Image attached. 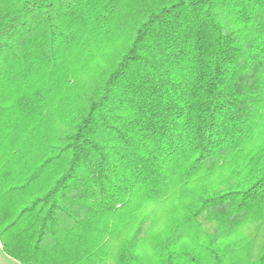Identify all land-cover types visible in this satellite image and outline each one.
Returning <instances> with one entry per match:
<instances>
[{
  "label": "trees",
  "instance_id": "trees-1",
  "mask_svg": "<svg viewBox=\"0 0 264 264\" xmlns=\"http://www.w3.org/2000/svg\"><path fill=\"white\" fill-rule=\"evenodd\" d=\"M0 247L264 264V0H0Z\"/></svg>",
  "mask_w": 264,
  "mask_h": 264
},
{
  "label": "rangeland",
  "instance_id": "rangeland-1",
  "mask_svg": "<svg viewBox=\"0 0 264 264\" xmlns=\"http://www.w3.org/2000/svg\"><path fill=\"white\" fill-rule=\"evenodd\" d=\"M104 62L105 61L100 59L99 62H97L96 64H93L90 69H88L84 74H82L80 79L78 80L79 87H85L87 84L91 83L94 75L98 72V66H100V68H102L104 66ZM105 64H106V62H105ZM0 264H19V263L12 260L11 258H9L1 250V247H0Z\"/></svg>",
  "mask_w": 264,
  "mask_h": 264
},
{
  "label": "snow or ice",
  "instance_id": "snow-or-ice-1",
  "mask_svg": "<svg viewBox=\"0 0 264 264\" xmlns=\"http://www.w3.org/2000/svg\"><path fill=\"white\" fill-rule=\"evenodd\" d=\"M149 227H150L149 225L144 226L145 230H147Z\"/></svg>",
  "mask_w": 264,
  "mask_h": 264
}]
</instances>
